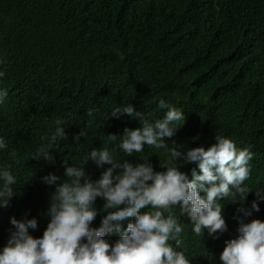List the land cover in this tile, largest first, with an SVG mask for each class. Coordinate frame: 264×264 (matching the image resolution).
<instances>
[{
  "label": "trees",
  "instance_id": "obj_1",
  "mask_svg": "<svg viewBox=\"0 0 264 264\" xmlns=\"http://www.w3.org/2000/svg\"><path fill=\"white\" fill-rule=\"evenodd\" d=\"M0 61V88L9 93L0 105V136L8 143L0 166L17 178L16 194L0 207V250L14 230L13 217L36 218L30 234L43 236L56 190L45 176L63 182L66 167L82 166L93 148L111 147L107 136L141 127L139 118L126 114L107 119L127 102L155 120L166 111L158 107L163 98L184 112L185 122L177 124L167 148L146 145L129 157L117 151L118 158L133 164L148 159L155 171H165L161 163L172 161L171 143L186 152L222 135L250 146L245 184L264 188V0H0ZM92 106L98 112L89 123ZM57 118L66 121L67 138L51 144L54 160L35 159L51 143ZM178 163L190 179L193 169L200 171L196 162ZM108 167L89 159L86 177L98 180ZM256 199L250 192L243 207L251 209ZM222 203L228 230L216 236L195 234L189 217L173 208L184 228L179 250L191 264H222L225 241L239 235V199ZM258 203L246 223L264 221V201ZM104 205L97 198L94 228L107 215ZM133 221H120L121 229ZM119 237L113 231L105 238L114 244Z\"/></svg>",
  "mask_w": 264,
  "mask_h": 264
},
{
  "label": "clouds",
  "instance_id": "obj_2",
  "mask_svg": "<svg viewBox=\"0 0 264 264\" xmlns=\"http://www.w3.org/2000/svg\"><path fill=\"white\" fill-rule=\"evenodd\" d=\"M4 76L0 71V79ZM8 94L6 88H0V105ZM158 107L166 111L155 120L146 118L145 112L137 111L129 102L113 108L107 119L126 114L132 119L139 118L141 127L125 129L122 137L109 135L111 147L93 148L88 153L86 162L91 159L101 168L111 165L100 179L93 181L86 177V162L79 167H66L67 179L63 182L58 183L60 177L55 174L45 176L44 181L55 185L56 190L47 209L50 222L43 236L36 238L30 234V229L38 227L36 218L21 221L13 217L10 222L14 230L0 250V264H191L185 252L179 250L184 228L180 219L171 214L173 208L179 209L180 218L189 217L195 234L207 232L216 236L228 230L222 201L237 199L242 205L237 211L243 214L237 217L239 235L225 241L219 259L222 264H264V221H244V217L252 216L253 210H260L258 201H264V188L252 190L245 184L253 159L250 146L238 147L233 139L222 135H216V142L207 148L200 146L186 152L173 142L172 161L161 163L165 171H155L148 159L133 164L117 157V151L128 157L142 153L146 145L155 149L168 147L169 138L181 128L177 124L185 122V115L163 98ZM97 112L95 106L87 109L89 123L95 120ZM65 123L62 118L55 120L51 143L41 147L35 159L54 160L51 144L67 138ZM80 135L86 136L85 131ZM7 147V140L0 136V150ZM179 161L196 162L200 171L193 169L190 179L181 171ZM16 183L10 167L0 166V207L9 205L17 191L13 187ZM253 191L257 199L251 209H246L243 203ZM97 198L104 199L107 215L102 226L94 228L92 223L99 214L95 207ZM129 217L134 221L122 230L119 222ZM113 231L120 233L114 244L105 238Z\"/></svg>",
  "mask_w": 264,
  "mask_h": 264
}]
</instances>
